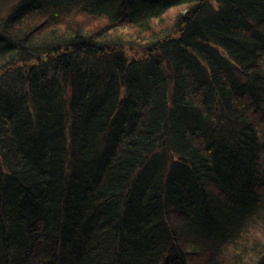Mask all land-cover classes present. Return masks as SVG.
<instances>
[{
	"label": "trees",
	"instance_id": "16d2710c",
	"mask_svg": "<svg viewBox=\"0 0 264 264\" xmlns=\"http://www.w3.org/2000/svg\"><path fill=\"white\" fill-rule=\"evenodd\" d=\"M0 264H264V0H0Z\"/></svg>",
	"mask_w": 264,
	"mask_h": 264
}]
</instances>
